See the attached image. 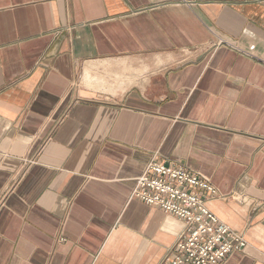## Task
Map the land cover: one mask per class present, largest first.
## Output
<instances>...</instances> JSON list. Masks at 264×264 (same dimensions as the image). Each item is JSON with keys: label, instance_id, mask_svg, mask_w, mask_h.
Here are the masks:
<instances>
[{"label": "crops", "instance_id": "obj_1", "mask_svg": "<svg viewBox=\"0 0 264 264\" xmlns=\"http://www.w3.org/2000/svg\"><path fill=\"white\" fill-rule=\"evenodd\" d=\"M151 160L216 188L218 264H264V0H0V264H162Z\"/></svg>", "mask_w": 264, "mask_h": 264}, {"label": "built area", "instance_id": "obj_2", "mask_svg": "<svg viewBox=\"0 0 264 264\" xmlns=\"http://www.w3.org/2000/svg\"><path fill=\"white\" fill-rule=\"evenodd\" d=\"M217 44H230L219 38ZM216 188L185 168L151 160L135 179L131 198L159 208L184 222L162 264H218L231 252L242 250V232L218 218L207 206Z\"/></svg>", "mask_w": 264, "mask_h": 264}]
</instances>
